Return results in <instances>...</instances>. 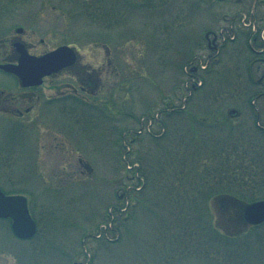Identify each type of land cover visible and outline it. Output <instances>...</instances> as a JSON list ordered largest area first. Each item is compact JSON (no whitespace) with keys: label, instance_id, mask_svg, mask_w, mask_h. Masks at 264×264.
Listing matches in <instances>:
<instances>
[{"label":"rangeland","instance_id":"rangeland-1","mask_svg":"<svg viewBox=\"0 0 264 264\" xmlns=\"http://www.w3.org/2000/svg\"><path fill=\"white\" fill-rule=\"evenodd\" d=\"M246 15L264 29V0H0L9 56L15 39L34 54L67 44L78 55L33 90L26 123L0 121V188L24 195L37 222L22 239L0 218V264H264V222L234 216L264 199V94L254 96L264 44L248 40ZM229 24L236 32L210 50ZM197 58L208 65L188 95L186 64ZM82 64L101 72L94 94L71 73ZM64 83L77 92L63 94ZM7 87L21 86L10 75ZM140 156L152 178L135 193L123 159ZM118 205L117 234L98 237Z\"/></svg>","mask_w":264,"mask_h":264},{"label":"water","instance_id":"water-1","mask_svg":"<svg viewBox=\"0 0 264 264\" xmlns=\"http://www.w3.org/2000/svg\"><path fill=\"white\" fill-rule=\"evenodd\" d=\"M22 28H17L21 31ZM19 55L17 63L1 64L4 69L14 72L23 85L39 84L42 77L57 71L75 61V53L68 45H61L41 55L30 54L20 41L14 42ZM12 218V228L19 237H29L35 233L36 225L30 216L26 198L22 195H7L0 189V217ZM242 217L246 223L257 224L264 221V199L244 203Z\"/></svg>","mask_w":264,"mask_h":264},{"label":"flooded vegetation","instance_id":"flooded-vegetation-1","mask_svg":"<svg viewBox=\"0 0 264 264\" xmlns=\"http://www.w3.org/2000/svg\"><path fill=\"white\" fill-rule=\"evenodd\" d=\"M253 22H255V21H253ZM219 35L221 37L223 36V30L222 29L220 30ZM256 38H257V36L254 39H256ZM0 41H1L0 42V52H1L0 63L15 61L17 59V56H18L17 51L14 50V56H12V57L9 56L5 52V50L3 49L5 47H1V45L5 46V44H6L3 41V38ZM14 41H16V40H14ZM208 41H209L210 50H213L214 48L217 47L216 45L213 44V42H219L218 41V35L217 34L214 35L213 40H208ZM219 43H221V42H219ZM211 53L212 52H209L208 54L211 55ZM259 59L264 60V58H262V56H259ZM76 62H77V60L75 61V63ZM75 63H73L72 65L64 67L63 69L59 70L58 72L52 73L51 75H48V76H45L43 79V82H44L45 78H49V77H52V76L58 74L59 72H63V71L65 72L66 70L72 69L73 65ZM80 69H82L81 72L80 71L71 72L73 74V76L77 78L80 90H82V92L87 91L91 94H94L96 92V90H98L100 87V81H101L100 74H101V72L98 71V73L96 74L94 69H91L88 67V65H84V64H82ZM10 75H11V73L0 68V76H1L0 78L2 79L0 81V117H1L0 121L12 119L14 122H17L19 124H22L23 122L26 123L27 121H25L23 118L26 115L30 114L32 111H34V103L32 101L34 100V98L38 100L40 97L38 95H36L35 97L33 96V94H34L33 90L38 88L39 85L38 86H21L19 92H12L7 87V80H8ZM262 76H263L262 77V79H263L264 74ZM14 77L16 78V76H14ZM64 86L66 87L67 91L63 92V94L74 95L75 92H77L78 88L75 87L71 83H64ZM57 88H59V87H57V86L54 87V89H57ZM262 94H264L263 91L259 92L258 96H260ZM53 97H55V96H53ZM53 97H51V96L47 97L45 99L46 102L48 100L52 101ZM48 105L49 104L47 103L46 106H48ZM31 121L32 120H28V122H31ZM33 121L38 122V119H35ZM56 138H57V135H54V140H56ZM40 145H44V144L41 143ZM56 147L61 148V146H59L57 144H56ZM78 159L82 165H85L84 164L85 162L83 161L84 159L82 157H78Z\"/></svg>","mask_w":264,"mask_h":264},{"label":"trees","instance_id":"trees-1","mask_svg":"<svg viewBox=\"0 0 264 264\" xmlns=\"http://www.w3.org/2000/svg\"><path fill=\"white\" fill-rule=\"evenodd\" d=\"M168 113V112H167ZM170 113V112H169ZM190 135V134H189ZM160 137V136H159ZM158 138V137H157ZM137 140V138H135V141ZM142 159L143 158H141V156L139 157V161H140V163L142 162ZM229 158H227V159H224L223 161H222V163H227V165H229V160H228ZM214 161V160H213ZM215 161H216V159H215ZM142 165V164H141ZM215 167V166H214ZM148 168V167H147ZM237 169V168H236ZM143 170V173H144V176H145V180H146V183H147V180H148V178H152V170H148V171H146L145 169H142ZM222 178H220L219 180H218V184H221L222 182ZM211 192H216L215 194H221V193H225V191H219V190H212L211 188H209V190L208 191H205L204 193H211ZM226 193H228V192H226ZM232 194V193H231ZM234 194V193H233ZM232 194V195H233ZM239 194H241L240 192H239ZM159 198H160V196H159ZM159 198H158V200H159ZM239 208L236 210V213L234 214V216L235 217H237L238 215H239ZM253 226H251L250 228H252ZM225 235V237L226 238H229V237H231L232 235H228V234H224Z\"/></svg>","mask_w":264,"mask_h":264}]
</instances>
